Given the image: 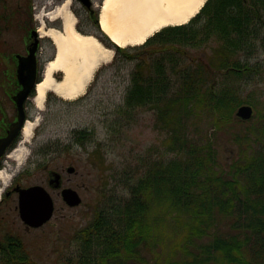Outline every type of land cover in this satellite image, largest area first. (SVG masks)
<instances>
[{
  "label": "rangeland",
  "instance_id": "obj_1",
  "mask_svg": "<svg viewBox=\"0 0 264 264\" xmlns=\"http://www.w3.org/2000/svg\"><path fill=\"white\" fill-rule=\"evenodd\" d=\"M96 32L102 36L104 43L112 44L101 29H96ZM139 47H120L126 49V53L115 51L111 62L98 69L83 96L67 100L50 92L42 108L35 106L40 112L35 113L38 123L32 136L27 141L22 138L16 147L18 151H24V158L17 160L13 156L6 164L5 173L9 175L7 184L14 175L25 171L30 175L23 179L24 183L45 185L51 171H63V186L77 191L82 198L80 206L70 207L60 195L53 196L56 211L52 220L40 230L25 236L33 251V259L40 262L37 264H59L67 253H75L77 246L80 248L79 242L74 240L75 234L88 232L82 230L92 222L101 194L114 192L116 199L127 201L130 185L144 176L146 169L166 165L177 157L167 148L175 124L171 128L165 121L157 119L154 110L148 107L130 110L126 103L132 85V73L136 64L143 59L138 58L137 54H142ZM191 52L202 56L203 61H208L211 48ZM128 53L132 57H128ZM52 56L53 52L49 54L50 60L54 58ZM250 56V64L255 66L256 71L229 79L223 78L226 73L218 72L213 78L214 82L222 84L229 80L230 91L233 90L238 104H241L232 110V118L227 113L222 116L211 115L203 107L186 124L190 142L199 146L209 145L212 149L219 175L232 178L235 168L245 169L240 176L242 187L247 185L244 176L251 170L254 160L264 156V46L253 50ZM177 57L185 61L181 55ZM241 59L244 60L243 57ZM242 102L253 107V115L248 120L237 116ZM82 132L87 135L83 142L79 140ZM98 151L104 158L100 164L96 160ZM186 155V151L182 153V156ZM246 160L249 161L248 167L244 166ZM259 160L264 162L262 157ZM70 166L75 167V173H67L66 169ZM3 185L0 181V188ZM236 189L242 194L243 200V190L241 187ZM226 191L225 198L229 199L232 194L228 189ZM233 201L235 204L229 212H220L218 209L209 224L200 225L211 236L202 240L196 238L195 244L175 245L191 235L185 225L191 221L188 217H184L179 224L173 222V227L168 221L161 220V225H155L153 239L148 245L142 244L137 253L131 256L119 249L121 254L107 259L105 264H161L170 260L184 263L182 260L189 256L202 253L203 247L219 234L244 232L240 227L241 217L237 213L240 201ZM8 219L7 223L0 221V231H26L17 213H11ZM103 249L104 246L99 245L98 240L91 246L89 255L93 264H99ZM252 249L250 257H253Z\"/></svg>",
  "mask_w": 264,
  "mask_h": 264
},
{
  "label": "trees",
  "instance_id": "obj_2",
  "mask_svg": "<svg viewBox=\"0 0 264 264\" xmlns=\"http://www.w3.org/2000/svg\"><path fill=\"white\" fill-rule=\"evenodd\" d=\"M262 45L264 0H208L189 24L166 28L138 48L142 53L137 54L138 58L143 59L132 73L126 103L130 110H154L157 119L171 128L175 124L167 148L177 157L166 165L146 169L144 176L130 185L127 201L116 199L114 192L101 194L94 219L82 230L88 231L84 233L87 240L81 237L87 253L93 245L92 234L104 246L99 264L119 256V249L129 256L137 253L142 244L151 242L153 229L161 220L172 227L184 217L191 220L185 224L191 235L175 245L187 246L196 238L209 237L211 233L201 226L209 224L218 209H231L233 199L240 201L237 213L243 233L219 234L203 247L202 253L189 256L182 260L184 263L170 260L161 264H264V162L259 160L264 156L252 158L253 166L244 176L247 185L242 187L240 176L245 169L235 168L232 178L222 177L210 146L196 145L186 134L187 122L203 107L211 115L227 113L232 118V110L241 104L230 91L229 80L222 84L213 78L221 72L226 73L224 79H229L256 71L250 64V54ZM206 47L211 48L210 61L191 52ZM116 50L126 53V49ZM86 138L85 132L79 135L81 142ZM185 151L187 155L182 156ZM96 154L99 161L101 157ZM248 165L246 160L244 166ZM239 187L244 192L243 200L236 189ZM226 189L232 194L229 199L225 198ZM88 258L69 264H93L90 255Z\"/></svg>",
  "mask_w": 264,
  "mask_h": 264
},
{
  "label": "flooded vegetation",
  "instance_id": "obj_3",
  "mask_svg": "<svg viewBox=\"0 0 264 264\" xmlns=\"http://www.w3.org/2000/svg\"><path fill=\"white\" fill-rule=\"evenodd\" d=\"M68 2L77 27L82 31L97 33L103 0H0V145L20 118L24 121L37 119L35 113H39L40 109H35L36 85L41 80L49 54L53 52L52 57L56 55V47L45 33L51 28L62 29L63 17L54 20L52 17ZM22 138L23 131L19 128L10 142L0 147V170L4 169V173ZM71 167L66 169L67 173H70ZM63 174V171H51L45 185L24 183L23 179L30 175L25 171L14 175L9 184L1 182L4 185L0 197V221L7 223L9 215L17 213L26 231H0V264L39 262L33 259V251L25 236L40 230L52 220L56 211L53 196L60 195L65 202ZM35 186H44L54 204L52 218L40 227L26 224L20 212L22 190ZM75 236V241L83 243L81 237L87 240L85 234L80 232ZM91 237L94 244L97 239L93 234ZM82 243H79L80 248L77 246L75 253H67L59 264L79 261L81 257L88 261L89 253ZM84 251L85 254H82Z\"/></svg>",
  "mask_w": 264,
  "mask_h": 264
},
{
  "label": "bare ground",
  "instance_id": "obj_4",
  "mask_svg": "<svg viewBox=\"0 0 264 264\" xmlns=\"http://www.w3.org/2000/svg\"><path fill=\"white\" fill-rule=\"evenodd\" d=\"M207 0H103L100 26L114 44L126 48L143 45L150 37L170 26L186 25L202 9ZM69 2L57 10L52 19L63 17V29L47 31L56 47V57L44 69L36 87L35 103L42 108L50 92L74 100L83 96L98 69L113 58V50L93 35L80 33L70 13ZM57 76H60L57 79ZM38 119L27 121L23 138L27 141ZM22 160L24 151L13 155ZM9 175L0 172V181L7 183ZM2 189L0 188V197Z\"/></svg>",
  "mask_w": 264,
  "mask_h": 264
},
{
  "label": "water",
  "instance_id": "obj_5",
  "mask_svg": "<svg viewBox=\"0 0 264 264\" xmlns=\"http://www.w3.org/2000/svg\"><path fill=\"white\" fill-rule=\"evenodd\" d=\"M252 115L253 108L249 105L241 106L237 112V116L244 120L250 119ZM22 124L23 119H20V121L14 125L8 137L5 138L0 147L2 145L6 146L10 142ZM69 172H74V168H69ZM63 196L70 206H77L81 203V198L78 193L72 189H65ZM20 212L21 218L26 224L33 227H40L52 218L54 212L52 197L41 186L24 189L22 190L20 199Z\"/></svg>",
  "mask_w": 264,
  "mask_h": 264
}]
</instances>
